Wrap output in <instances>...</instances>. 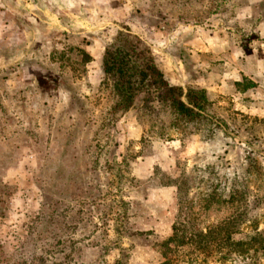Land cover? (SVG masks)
Returning <instances> with one entry per match:
<instances>
[{
  "label": "rangeland",
  "instance_id": "obj_1",
  "mask_svg": "<svg viewBox=\"0 0 264 264\" xmlns=\"http://www.w3.org/2000/svg\"><path fill=\"white\" fill-rule=\"evenodd\" d=\"M125 28L202 118L111 113ZM166 260L264 264V0H0V264Z\"/></svg>",
  "mask_w": 264,
  "mask_h": 264
},
{
  "label": "trees",
  "instance_id": "obj_2",
  "mask_svg": "<svg viewBox=\"0 0 264 264\" xmlns=\"http://www.w3.org/2000/svg\"><path fill=\"white\" fill-rule=\"evenodd\" d=\"M74 50L81 65L91 61L87 52L79 47ZM103 71L105 78L100 86L110 90L114 100L111 113H127L137 107L154 112V105L159 104L167 107L175 120L186 122L202 118L210 103L203 89L184 91L170 84L150 47L129 29L118 31L105 47ZM172 240L170 237L168 243Z\"/></svg>",
  "mask_w": 264,
  "mask_h": 264
}]
</instances>
